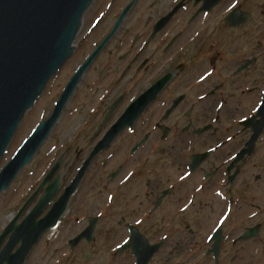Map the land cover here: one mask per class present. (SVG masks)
I'll use <instances>...</instances> for the list:
<instances>
[{
    "label": "flooded vegetation",
    "instance_id": "1",
    "mask_svg": "<svg viewBox=\"0 0 264 264\" xmlns=\"http://www.w3.org/2000/svg\"><path fill=\"white\" fill-rule=\"evenodd\" d=\"M93 8L74 72L96 54L75 92L103 90L86 117L98 132L91 151L112 139L47 233V254L37 245L27 261L223 264L235 251L238 264L246 241L264 245V0Z\"/></svg>",
    "mask_w": 264,
    "mask_h": 264
},
{
    "label": "water",
    "instance_id": "2",
    "mask_svg": "<svg viewBox=\"0 0 264 264\" xmlns=\"http://www.w3.org/2000/svg\"><path fill=\"white\" fill-rule=\"evenodd\" d=\"M95 1L0 0V161L25 114L72 56L85 14ZM126 12L120 16L113 32ZM95 54L72 76L50 117L38 124L0 170V195L10 187L42 147ZM111 139L107 135L97 144L61 195L62 175L58 171L62 163L60 160L55 163L1 233L0 264L25 263L42 236L61 219L88 166L101 150L107 148Z\"/></svg>",
    "mask_w": 264,
    "mask_h": 264
},
{
    "label": "rangeland",
    "instance_id": "3",
    "mask_svg": "<svg viewBox=\"0 0 264 264\" xmlns=\"http://www.w3.org/2000/svg\"><path fill=\"white\" fill-rule=\"evenodd\" d=\"M95 8L89 10L84 19V28L80 36L86 35L89 25L91 24ZM79 39H77L79 41ZM78 65V60L71 59L65 66L69 67L70 74L67 79L57 83L59 72L51 79L43 95L35 103V105L25 114L21 125L11 142L6 154L0 161V170L14 156L20 146L26 141L38 124L47 119L55 106L56 101L60 97L63 89ZM90 80V77H88ZM87 79V81H88ZM86 81V83H87ZM85 90V93L84 91ZM103 94V90H91L83 86L78 89L70 101L68 102L62 116L51 131L49 138L39 149L34 159L21 171L11 186L0 196V233L9 223L12 216L16 215L30 195L37 189L47 173L53 167L56 161L62 160V184L65 185L75 175L80 162L91 151L94 143L95 135L98 133L95 126L91 124L86 117H89L98 105V101ZM76 199V196H74ZM77 205L75 202L74 206ZM53 236V233L49 235ZM263 240V239H261ZM53 242L56 246L62 245L57 241V237ZM50 240L44 237L38 244L35 255L45 253L52 246ZM231 245V244H228ZM245 253L243 259L238 264H264V245L251 246V241L244 243ZM250 252L249 254H246ZM233 253H236L235 251ZM227 254L223 259V264H232ZM201 255V254H199ZM238 256V254L236 253ZM200 258L195 259L194 264H202ZM29 264V261L26 262Z\"/></svg>",
    "mask_w": 264,
    "mask_h": 264
},
{
    "label": "bare ground",
    "instance_id": "4",
    "mask_svg": "<svg viewBox=\"0 0 264 264\" xmlns=\"http://www.w3.org/2000/svg\"><path fill=\"white\" fill-rule=\"evenodd\" d=\"M69 67H65L63 68L60 72H59V76H58V79H57V83L59 84L61 81L67 79V77L69 76L70 74V71H69Z\"/></svg>",
    "mask_w": 264,
    "mask_h": 264
}]
</instances>
